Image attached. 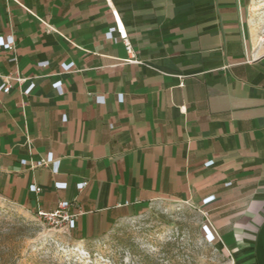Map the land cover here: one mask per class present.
I'll return each mask as SVG.
<instances>
[{
  "label": "crops",
  "instance_id": "crops-1",
  "mask_svg": "<svg viewBox=\"0 0 264 264\" xmlns=\"http://www.w3.org/2000/svg\"><path fill=\"white\" fill-rule=\"evenodd\" d=\"M252 2L0 0V38H14L0 73L25 80L0 90V199L27 216L68 201L76 241L179 202L206 216L228 264H264V25Z\"/></svg>",
  "mask_w": 264,
  "mask_h": 264
},
{
  "label": "rangeland",
  "instance_id": "rangeland-1",
  "mask_svg": "<svg viewBox=\"0 0 264 264\" xmlns=\"http://www.w3.org/2000/svg\"><path fill=\"white\" fill-rule=\"evenodd\" d=\"M264 25V0H253ZM197 207L159 200L108 235L76 241L65 229L27 216L0 199V264H228L208 241Z\"/></svg>",
  "mask_w": 264,
  "mask_h": 264
},
{
  "label": "built area",
  "instance_id": "built-area-1",
  "mask_svg": "<svg viewBox=\"0 0 264 264\" xmlns=\"http://www.w3.org/2000/svg\"><path fill=\"white\" fill-rule=\"evenodd\" d=\"M119 27V26H118ZM118 37L119 40L124 44L125 50L128 54L132 53V46L130 42L127 41L126 34L121 30V28H118ZM108 38L111 39V34L108 33ZM0 44L4 47V49L7 52L13 51L14 49V38L12 35L6 38H0ZM14 58H11L10 61H14ZM133 63H138L137 61H132ZM72 65H63V69L65 71L69 70ZM0 80L2 82V85L0 87V90L2 93L7 94L10 90V84L12 81L17 82V83H22L25 80L18 75L15 76H10V75H2L0 73ZM51 161L50 160H40L38 162H34L31 164V168H39V167H45L48 165ZM85 183L81 184L80 186H84ZM31 189H33L34 192L39 193L40 189H38L36 186L32 185ZM57 207L51 211V212H42V211H37L35 213V217H37L39 220H43L46 223L50 224L51 226L58 227L60 229H65L66 231H69L74 228L75 225V215L71 213V208L73 205L69 203L68 201L62 200L57 203ZM204 221L205 224L203 225V231L205 232L206 239L208 241L212 242L215 240H219L217 232L213 229L211 226L210 222L206 218L204 214Z\"/></svg>",
  "mask_w": 264,
  "mask_h": 264
}]
</instances>
